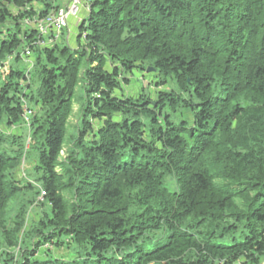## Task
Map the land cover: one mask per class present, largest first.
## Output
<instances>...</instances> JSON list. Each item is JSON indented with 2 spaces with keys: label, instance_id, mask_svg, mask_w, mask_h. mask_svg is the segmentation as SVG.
Listing matches in <instances>:
<instances>
[{
  "label": "trees",
  "instance_id": "obj_1",
  "mask_svg": "<svg viewBox=\"0 0 264 264\" xmlns=\"http://www.w3.org/2000/svg\"><path fill=\"white\" fill-rule=\"evenodd\" d=\"M59 4L0 0V264H264V0H91L34 44Z\"/></svg>",
  "mask_w": 264,
  "mask_h": 264
},
{
  "label": "built area",
  "instance_id": "obj_2",
  "mask_svg": "<svg viewBox=\"0 0 264 264\" xmlns=\"http://www.w3.org/2000/svg\"><path fill=\"white\" fill-rule=\"evenodd\" d=\"M90 3L91 0H68L43 17L25 18L24 22L34 27L39 33L38 39L33 43L38 46L51 44L61 36L62 30L67 27L71 18L74 19L75 24L82 20L80 17L89 11ZM40 36H44V38ZM29 53L30 49L26 47L24 50L25 57H28Z\"/></svg>",
  "mask_w": 264,
  "mask_h": 264
},
{
  "label": "rangeland",
  "instance_id": "obj_3",
  "mask_svg": "<svg viewBox=\"0 0 264 264\" xmlns=\"http://www.w3.org/2000/svg\"><path fill=\"white\" fill-rule=\"evenodd\" d=\"M68 0H54V3H57V2H60V3H62V4H64V3H66ZM80 18H82V16L80 17ZM71 20V21H70ZM69 21H68V24H67V27L65 28V32H64V34L66 35V37H68V35H67V32H68V34H75V36H76V30L74 29V27H75V25L76 24H74V23H72V24H74V25H72L71 24V22L72 21H74V19L73 18H71ZM69 24H70V26H71V29H70V31H68V28H69ZM70 41H69V43L70 44H74L73 42H74V39H69ZM25 63H19V65H18V68L20 69V70H26L28 67H30L29 65H31L32 64V62L31 63H27V61H24ZM149 75V73H146V77H145V80L143 81L142 80V76L141 75H136L135 76V81L133 82V84H131L132 86H133V88H134V90H136V89H138L139 88V84L140 83H142V84H144V85H146L147 86V82H150V75H149V77H147ZM141 82H140V81ZM140 82V83H139ZM153 89H154V86H153V84H151V85H148V91L149 92H152L153 91ZM22 126V125H21ZM20 130H23L21 127L20 128H18V129H16V131L17 132H19ZM27 144H28V141H27ZM22 166H24V169L25 168H30V165L29 164H27V162H23L22 161ZM27 169H25V171H26ZM26 173H28V170H27V172ZM39 210L37 209L36 210V208H33V209H31V215L29 216V218H27V222H26V227H25V229H27V228H30L33 224H35L37 221H38V219H39ZM49 247V246H48ZM38 256H40V255H38Z\"/></svg>",
  "mask_w": 264,
  "mask_h": 264
},
{
  "label": "crops",
  "instance_id": "obj_4",
  "mask_svg": "<svg viewBox=\"0 0 264 264\" xmlns=\"http://www.w3.org/2000/svg\"><path fill=\"white\" fill-rule=\"evenodd\" d=\"M70 21H71V20H70ZM72 23H74V21H72L71 24H72ZM72 25H74V24H72Z\"/></svg>",
  "mask_w": 264,
  "mask_h": 264
}]
</instances>
